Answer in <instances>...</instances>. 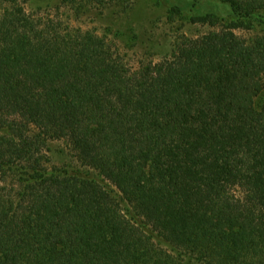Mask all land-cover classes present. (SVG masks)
Segmentation results:
<instances>
[{
	"label": "trees",
	"instance_id": "trees-1",
	"mask_svg": "<svg viewBox=\"0 0 264 264\" xmlns=\"http://www.w3.org/2000/svg\"><path fill=\"white\" fill-rule=\"evenodd\" d=\"M100 1L0 0V264H264V0L135 64Z\"/></svg>",
	"mask_w": 264,
	"mask_h": 264
},
{
	"label": "rangeland",
	"instance_id": "rangeland-1",
	"mask_svg": "<svg viewBox=\"0 0 264 264\" xmlns=\"http://www.w3.org/2000/svg\"><path fill=\"white\" fill-rule=\"evenodd\" d=\"M51 13L55 15L54 11ZM67 14L65 8L56 13L62 22L67 21ZM204 14L233 18L232 8L221 0H101L99 4L90 6L81 18H71L69 22L71 26H79L109 40L128 62L135 64L159 59L169 49L172 40L194 37L219 28L208 23L190 22L192 16ZM254 20L255 24L259 23L253 29L256 32L263 26L264 10L256 11ZM234 32L242 38L253 34L252 30L242 28ZM123 40L131 41L125 45ZM50 148L48 155L53 163L69 161L70 154L61 141L52 142Z\"/></svg>",
	"mask_w": 264,
	"mask_h": 264
}]
</instances>
